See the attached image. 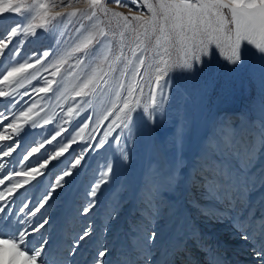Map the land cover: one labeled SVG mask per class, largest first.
Here are the masks:
<instances>
[{
  "label": "snow or ice",
  "instance_id": "snow-or-ice-1",
  "mask_svg": "<svg viewBox=\"0 0 264 264\" xmlns=\"http://www.w3.org/2000/svg\"><path fill=\"white\" fill-rule=\"evenodd\" d=\"M113 18L120 20L114 25ZM5 19L12 22L0 30V244L15 249L13 261L78 264L80 249L91 245L83 264H231L220 237L194 223L170 194L180 184L174 168L149 169L140 206L129 211L132 220L122 231L119 206L99 228L91 219L116 175L108 159L88 185L78 210L85 223L67 248L48 232L52 217L46 214L88 155L103 149L127 164V146L140 127L154 129L167 116L172 73L195 79L212 47L223 54L225 44V74L198 82L188 95L203 99L241 88L250 96L255 89V97L238 126L225 125L209 138L195 180L203 203L192 207L204 228L226 224L229 235L264 248V0H0ZM117 33L135 37L131 46L113 50ZM45 34L48 48L26 51ZM250 53L259 68L248 67ZM145 89L141 104L137 97ZM51 98L59 111L50 117L42 101ZM64 161L39 198L20 199ZM253 254L264 264V251L253 248Z\"/></svg>",
  "mask_w": 264,
  "mask_h": 264
},
{
  "label": "rangeland",
  "instance_id": "rangeland-1",
  "mask_svg": "<svg viewBox=\"0 0 264 264\" xmlns=\"http://www.w3.org/2000/svg\"><path fill=\"white\" fill-rule=\"evenodd\" d=\"M14 2L27 5L32 3L33 0H14ZM125 2H127V0H125ZM117 11L127 13L126 9H117ZM6 15L13 16L16 14L10 13ZM119 20L120 18H113L112 23L115 25ZM11 22L12 21L9 19L0 20V30L6 28ZM61 30H63V27ZM133 39H135V37H130L128 34H125L122 37L117 33L114 38L113 50H118L121 46L125 45L131 46ZM161 43H163V41H161ZM50 45L51 39L45 34L41 36L39 40H34L32 43L28 44L26 51L30 53L34 49H45ZM149 47L152 50H155L154 41L149 43ZM212 51L213 55L211 59L205 58L203 70L195 79L189 78L187 74L179 71L172 73V98L169 101V104L165 106L167 116L158 120L154 129L151 126L140 127L134 140L127 146L129 149V161L127 164L117 161L113 157L112 152H104L103 149H101L99 153H92L87 156L83 167L76 170L75 175L67 180L66 187L57 191L54 195V199L50 202V205L46 206V214L52 217L50 233L55 234L57 229L60 228L58 220H60L62 215L64 217L63 212L68 206L71 214L66 220L64 231L68 242L73 240L75 235L74 231L76 230V226L73 227L74 219L78 220V222L84 221L78 215V210L85 203L88 185L96 174L98 166L102 167L105 159L113 162L116 175L113 177L112 182L103 189L102 194L99 196V203L95 212L91 216L92 222L95 220L99 221L101 217L107 218L108 212L116 206H119V208H122L124 211V215L121 217V225H124L125 222H131L132 217L129 215V211L140 206V189L143 188L145 184L146 174L149 172V169H152L155 173L158 170L166 172L169 169L174 168L179 180L181 181L184 178L186 174L185 170L187 168L186 165L189 163L188 156L191 147L190 139H192V141L194 139L192 138L194 122H196L195 120H197L200 115L205 114L203 117L204 135L201 141L203 146L200 145L201 151L193 159L196 168L193 172L194 177H192L193 179L195 178L194 181L199 178L201 165L203 164L202 155L208 144L209 138L219 137L221 129L225 125L230 124L233 127L238 126L244 113L250 109L252 100L255 97V89H253L250 96L246 90L241 88L228 93H220L219 91L212 92L209 100L207 98L209 94L203 99L194 98L188 95V93L192 91L194 85L198 82L210 77H222L225 74L226 61L224 57L230 54L227 45H223V54H221L220 49H216L214 46L212 47ZM252 51L254 52L255 50L252 49ZM177 55L178 52H174L173 58L175 59ZM247 62L249 68L260 67V62L256 56L251 53L247 58ZM66 83L69 94H71L72 83ZM21 91H23V89H21ZM49 95L51 96V94ZM137 98L140 100L141 104H144L147 101V89H145L143 95H138ZM206 100H208V102ZM202 101H204V103ZM42 103L47 107L48 115L50 117L53 116L55 112L59 111V108L55 107V98L42 101ZM94 104L97 112L103 110L102 104H96L95 100ZM201 106L202 108H200ZM2 107L3 106L0 105V110H2ZM203 107H205L204 112H206L200 113ZM41 115H43V113ZM89 131L90 130H85L83 133L85 138H87ZM44 134L47 135V132ZM37 139H39V137H37ZM77 151H79V148H77ZM68 159H71V157ZM66 162L67 161H64L59 165H54L48 175L42 179L39 187L37 184H33L28 189L27 193H21L20 199L22 200L24 195H28L30 198L34 195L39 198L45 191V186L49 183L50 177L58 170V168L63 169L65 167L64 163ZM180 185L175 192L170 194L174 195L181 205L186 203L183 202L184 200L187 202L189 201V210H191V206L195 204V201L190 196L191 194L188 195V197H186V195L184 197L181 196ZM194 187H197V192L200 191L197 185ZM198 201L200 202L201 200L199 199ZM190 203L192 205H190ZM104 209H106L107 214L106 212L104 213ZM127 209L129 211L125 214ZM75 210L77 214L72 217L71 215ZM199 217H196L197 220L194 223H202ZM121 229L123 230V227L119 230L122 231ZM37 238L36 235L35 239ZM7 246L8 245L0 244V259L8 254L10 249H8L9 247ZM91 251L92 250H89L87 255H89ZM252 264H258V260L253 261Z\"/></svg>",
  "mask_w": 264,
  "mask_h": 264
},
{
  "label": "bare ground",
  "instance_id": "bare-ground-1",
  "mask_svg": "<svg viewBox=\"0 0 264 264\" xmlns=\"http://www.w3.org/2000/svg\"><path fill=\"white\" fill-rule=\"evenodd\" d=\"M186 88H187V86H186ZM211 94L212 93H210L207 96L208 100H209ZM208 100H206V101L208 102ZM202 102L204 103V101H202ZM205 107H207V106H205ZM205 107H203V109H201L200 113L206 112V111L204 112ZM200 108H202V106ZM204 115L205 114L200 115L199 116L200 118L196 117L197 120H195L196 122H194L193 130H192L193 137L191 135V137L194 139H193V141H192V139H190L191 140V145H190L191 147H190L189 156H188L189 157V161H188L189 163H188V165H186L187 168L185 167L186 168V170H185L186 174H185L184 178L180 181L181 185L179 184L181 187L180 188L181 196L184 197L186 195V197H188V195L191 194L190 196L195 201V203L199 202L198 201L199 199L201 200V190L198 187V189L200 191L197 192L196 191L197 187H194L197 184L193 179V177H194L193 172L196 168V165L194 164L193 159L196 157L197 154L200 153V151H201L200 145L203 146L201 141H202V137L204 135V132H203V128H204L203 117H204ZM197 195H199V196H197ZM196 197H198V198H196ZM183 202L187 203V204L186 203L183 204L184 209H185V214L190 216L193 219V221L195 222L197 220L196 217H199L198 211L195 209V207H192V206H191V210H189V208H190L189 203H188L189 201L187 202L184 200ZM200 202L203 203L202 201H200ZM190 205H192V204L190 203ZM128 211L129 210L127 209V212H125V214H127ZM105 212L107 214L106 209H104V213ZM63 214H64V217L62 215L60 220H58L60 228L57 229V231L54 235H55L57 241L60 243V245L64 248H67L69 246L70 242H68V239L65 235L64 227L66 226L65 223H66L68 216L71 214L68 206H67V208H65ZM76 214L77 213L75 210V212H73V214L71 216L72 217L76 216ZM106 222H107L106 218L101 217L99 221L98 220L93 221V224H95L99 228L100 226H102ZM84 223H85L84 221L78 222V220L74 219L73 227L76 226V228H75L76 230L74 231L75 235L81 231V229L84 226ZM199 225H201L200 227L203 228V230L205 232H211V233L218 235L220 237L221 241L224 243V246H225V249L227 252V256L230 255V256H228V260L231 262V264H252L253 261L257 260V258L253 254V248H256L257 250H260V251H264V248H262L258 244L248 243L246 241H242L239 239L238 235L237 236L236 235H229V233L232 230H231L230 226H228L226 224H212L209 228H204L202 223ZM121 226L123 227V225H121ZM48 232H50V228H48ZM219 234H221V235H219ZM37 237L39 238V234H37ZM7 247H9L8 249H10V250H9L8 254H6V256L1 257L2 261L0 259V261H1L0 264H23V261L25 258L24 257H17L16 261H13V256L15 255V249H13L10 245H8ZM89 250L93 251V247L91 245L89 246V248L87 250H85L84 248L80 249V252L82 253V255L77 256V258H76L78 264H83L84 260L87 259V257H88L87 254H88Z\"/></svg>",
  "mask_w": 264,
  "mask_h": 264
}]
</instances>
